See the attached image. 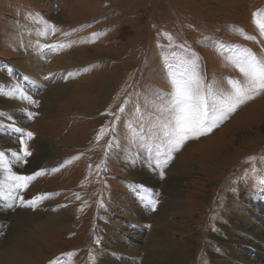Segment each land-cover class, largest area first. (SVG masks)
<instances>
[{
    "label": "rangeland",
    "instance_id": "1",
    "mask_svg": "<svg viewBox=\"0 0 264 264\" xmlns=\"http://www.w3.org/2000/svg\"><path fill=\"white\" fill-rule=\"evenodd\" d=\"M260 23L264 0H0V114L5 123L10 115L17 127L34 134L25 139L33 155L19 164L20 171H44L20 196L28 201L49 194L35 208L17 201L16 211L73 210L65 225L41 233L44 242L29 264H100L105 240L124 247L129 242L144 260L149 252L145 241L156 233V219L164 210L171 212L163 215L172 222L170 249L184 245L186 264L230 263L227 258L237 254L247 262L236 264H263L246 248L258 246L264 260V244H252L246 233L250 224L264 230V94L241 105L210 133L188 140L172 153L168 166L162 164L168 151L164 125L173 90L170 72L179 77L185 62L195 59L205 94L226 96L232 92L231 81L243 80L235 54L248 50L264 58ZM13 33L32 44L15 46L9 38ZM70 41L86 63L67 68L57 79L49 68L56 44ZM26 56L40 57V85L19 70L34 90L16 70ZM16 84L24 91H15ZM49 87L67 88L58 90L56 101L48 97L50 110ZM28 112L36 115L29 119ZM4 130L0 135L14 140L19 152L20 134ZM40 140L51 144V155L40 154ZM126 147L133 149L130 156L123 153ZM143 164L153 165L149 170L154 173L145 174L147 181L141 183L154 189L159 200L154 211L139 200L142 193L130 182L133 166ZM152 180L156 185L148 184ZM2 203L15 209L7 195H0ZM134 215L142 222H132ZM12 221H7L10 229L0 226L1 238L14 231ZM20 223L16 216L14 227ZM168 236V228L159 233L163 241Z\"/></svg>",
    "mask_w": 264,
    "mask_h": 264
},
{
    "label": "bare ground",
    "instance_id": "2",
    "mask_svg": "<svg viewBox=\"0 0 264 264\" xmlns=\"http://www.w3.org/2000/svg\"><path fill=\"white\" fill-rule=\"evenodd\" d=\"M60 35H61V33H60ZM9 38L11 40V43H13L15 46H17L19 48L22 46H25L27 44H32L27 40L26 37H23V36L16 34V33H13ZM57 38H59V37H57ZM63 43L62 44L61 43L56 44V47H55L56 53L53 55L52 62L49 65L50 70L51 69L54 70V71H51L50 73L56 72L55 74L57 75L56 76L57 79L60 76H64V74L67 73L66 72L67 68H76V67L80 66L81 64L86 63V61L80 57V55H79L80 52H78V49H76L77 47L75 45L76 44L75 41L66 42L65 44H63ZM36 44L40 45L39 43H36ZM61 53H64V54L61 56L60 55ZM37 54H38V52H37ZM45 54H47V53H45ZM45 54H44V57H45ZM38 59L34 56H26L21 62H17L16 63L17 68L15 67L16 70L19 72L22 80H24L26 85L32 90H34V88H32L33 87L32 83L30 82L31 83V86H30L29 82L27 83L26 78L28 80H32V82L37 81L36 82L37 85H40L41 81L38 80V78L36 76V71H37V69L42 68V67H39ZM43 67L45 68V66H43ZM19 70L23 71V75L26 78L21 74V72ZM37 85H36V90H37ZM13 88H15L14 90L18 91V92L24 91L17 84L13 85ZM104 88L109 90L110 89L109 84H106V86ZM63 89H67V88H61L60 90L59 89L58 90L62 91ZM106 89H104V91H102L103 95L108 93V91L107 92L105 91ZM48 90H50V91L48 92L46 99H47V103H48V108L50 110L51 108H53V106L49 102L48 97L49 96L52 97V100H54V98H55V101H56L61 97V95L58 93L57 89H53L52 87H49ZM29 95L26 96L27 99L29 98ZM23 100H24V98H23ZM98 108H100V107H98ZM7 132L11 133V132H9V130ZM13 134H15V132ZM5 135L6 134H4L2 136L0 135V152L4 153L3 158H0V181L6 180L9 175H12L14 173L20 174V175H26V174L30 173L28 171V172L23 174L22 171H20L19 163L14 159V157L12 155V153L15 152V149H14L15 141L12 140L10 137L5 136ZM11 142H12V144H10ZM38 142H39V146H40V150H39L40 154L42 153L45 156V153H46V155L49 156V154L51 155V153H53V151L50 149L51 144L47 146V144H46L47 142L44 140H40ZM210 145H212V144L210 143L208 146H210ZM115 148H117V149H119V151H121V146L120 147L115 146ZM115 148H112L114 150V152L116 151ZM132 150L133 149L130 150L128 147H126L123 150V153L125 155L130 156L133 152ZM51 157L52 156H50V158ZM123 164L124 163H122V166H123ZM143 165L144 166L142 168H141V166L139 167L138 165H134L133 170L131 172V174H135V175H131L130 182L132 183V186L136 190L137 193H138V189L135 187V185H145V184L141 183L142 180H146V178H147V176L145 174L151 175L152 173H154V170L153 171L149 170L151 167H153L152 164H149V165L143 164ZM176 165H177V168L175 169V172H176L177 176H175V177L179 178L182 176V174H179V163L174 164L173 168ZM139 173L142 174V176L140 175V177H136L137 175H139ZM7 182L12 183V181H10V180H8ZM148 184L151 186L156 185V181L152 180ZM146 186L149 187L148 185H146ZM175 189L178 190V187L176 186ZM150 190L154 193V189H150ZM21 193H22V190H18V195H20ZM139 197H141V196H139ZM139 200H142V199H139ZM121 203H123V202H121ZM8 204L9 205L13 204V199L10 197H9V203ZM2 205H3V203L0 204V226H3L4 223L6 225H8L7 221L10 222L13 219L12 223H10V224H12V229L14 231H12L11 234L8 237H6V239L1 238V236H0V264H29L28 260L34 259L33 255L37 254V251L40 250V248H41L40 245L44 242L42 239L41 233L50 230V228H53L56 226L61 227L62 224L65 225V223L69 222L73 216V210L68 209L66 207H60L54 213L53 212L52 213L39 212V213H35V214H30V213H28V210H25V209H24V211H22L21 209H20L21 211H16V209H19V208H16L17 201L15 202V209L13 211H11L10 208L5 209L6 207L4 208V207H2ZM164 214L167 216V214L169 215V214H171V212L164 210V212L160 215V217L156 219L157 225H155L154 229H155V232L158 234L153 233V232L148 234L147 241H145L144 245H145V249L148 250L149 252H146L144 254L145 255L144 260H140L141 254H139V252H137L138 251L137 249H135L134 247H131L129 242H127L126 247H124L121 244H119L118 242H111L109 240H105V243H104L105 249L101 250V253L99 256L100 257L99 263L100 264H135V263L136 264H139V263H142V264H186L188 259H189V253L186 250V248L184 247V245H180V246L174 245L173 246L174 249H170L171 248L170 243H172L171 240L173 239V238H171L172 234H173L172 233L173 230L171 229L172 222L168 217L163 216ZM16 216H17V218H21L22 223H20L19 226L16 224L14 227L13 223H14V221H16ZM4 217H6V218H4ZM244 219L246 221L249 220L246 217ZM131 220H132V222L133 221L134 222H142V220L140 219V217L138 215H134L131 218ZM131 226L135 227V224H132ZM8 228L10 229L9 225H8ZM164 228L169 229L171 236H168L166 238V240L163 241V240H161V238H159V233H161ZM243 228L246 229V227H243ZM248 230L249 231L246 233V236H247V239H249V240L253 239L252 244L258 245L260 242L264 244V237L262 235V234H264V230L262 227H257V224L256 225L250 224V228ZM242 231H243V229H242ZM9 233H10V231H9ZM252 235H256V236L252 237ZM247 243H244V244H247ZM248 245H251V244H248ZM246 252H247V254L249 252L254 257V259H256L257 261L264 264L263 258L259 257L260 248L258 246H256V247H249L248 246L246 248ZM261 252L264 254V249H262ZM237 253H239V251H237ZM161 254H162L164 260H161ZM241 256L243 258H246L244 255H241ZM215 257H217V256H215ZM136 259L138 260L137 262H135ZM154 259L157 263L154 262ZM227 259L230 261V263H226L225 261H223L224 264H236L237 260L238 261H244L240 258V256L238 254L232 258L228 257ZM61 262H62V264H64V261H61ZM244 262H247V261H244Z\"/></svg>",
    "mask_w": 264,
    "mask_h": 264
},
{
    "label": "snow or ice",
    "instance_id": "3",
    "mask_svg": "<svg viewBox=\"0 0 264 264\" xmlns=\"http://www.w3.org/2000/svg\"><path fill=\"white\" fill-rule=\"evenodd\" d=\"M255 15V14H254ZM261 34H264V23L259 24ZM255 39V37H249ZM52 49L55 45H46ZM235 65L242 74L243 80H233L232 92L224 97L209 92L207 95L202 88V77L199 72V65L195 59L185 62V68L179 77L174 71L170 72V83L172 91L169 92V99L165 105V111L169 114V119L164 125L166 132L168 151L166 158L162 161L163 166L173 158L172 153L179 150L190 139H198L200 135L208 134L213 128L217 127L219 122L227 119L231 113H234L241 105L257 96L264 94V58H258L254 53L248 50L237 52L234 56ZM6 95L12 96L9 92ZM24 97H21L23 99ZM211 99V102H209ZM38 105V101H31ZM123 111V108L120 109ZM36 114L28 112L27 117L33 118ZM112 115V113H109ZM0 114V128L19 133L18 143L21 145L19 152H13L14 159L19 164H26L27 158L33 155L29 150L25 139L33 138L34 134L30 131L25 132L23 128L17 127L12 117H7V123ZM104 130L101 129V137ZM4 153L0 152V158ZM44 174L42 169L34 171L29 175L12 174L6 180L0 181V195H7L15 202L19 201L25 206L35 208L49 194H42L25 201L23 196L18 195V190H26L29 182L35 177ZM163 175V172L160 173ZM10 180L12 183H8ZM137 189L142 193L141 199L147 203L154 211L159 200L156 195L144 185H137ZM264 188V185H262Z\"/></svg>",
    "mask_w": 264,
    "mask_h": 264
}]
</instances>
